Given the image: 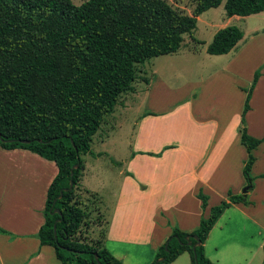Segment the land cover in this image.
<instances>
[{
    "label": "crops",
    "instance_id": "crops-1",
    "mask_svg": "<svg viewBox=\"0 0 264 264\" xmlns=\"http://www.w3.org/2000/svg\"><path fill=\"white\" fill-rule=\"evenodd\" d=\"M255 16L264 24V11ZM248 17H228L217 31L232 19ZM217 31L208 41L193 38L199 49L206 51ZM184 37L171 55L195 57L198 47L186 46ZM207 55L215 68L174 89L165 80L166 71L138 70V88L136 79L115 105L126 109L136 95L145 104L133 129L131 151L112 166L102 153L92 156L91 143L104 120L90 139V153L80 156L78 188L101 199L103 245L122 264H150L172 229L194 232L212 207L227 202L229 194L242 195L246 187L242 169L247 153L239 128L246 92L258 72L244 121L249 136L264 138V28L253 30L249 38L243 33L227 54ZM97 139L105 144V137ZM252 155L253 183L246 203L225 209L204 242L205 256L213 264H264V141ZM100 161L105 170L93 175L92 164ZM57 172L53 162L34 153L0 147V264H60L54 250L41 246L36 237ZM110 173L118 177L113 189ZM199 194L206 197L205 208ZM170 264H191L190 255L184 252Z\"/></svg>",
    "mask_w": 264,
    "mask_h": 264
},
{
    "label": "trees",
    "instance_id": "trees-1",
    "mask_svg": "<svg viewBox=\"0 0 264 264\" xmlns=\"http://www.w3.org/2000/svg\"><path fill=\"white\" fill-rule=\"evenodd\" d=\"M222 3L227 17L264 11V0H196L192 15L177 12L164 0H86L79 6L71 0H0V147L26 150L56 165L36 237L54 250L60 264H122L103 241L88 243L80 236L87 217L78 196L83 192L78 188L80 156L90 153L91 137L119 96L132 90L138 65L176 53L183 36L196 29L197 17ZM242 38L235 26L220 29L206 53L227 54ZM258 77L256 72L246 92L239 128L248 190L252 151L264 141L249 136L244 121ZM70 181L72 188L64 191ZM198 197L205 208L206 197ZM236 203H246L245 196L229 194L194 232L172 229L150 264H170L184 252L191 264H213L204 242L221 213ZM194 236L199 244L193 251Z\"/></svg>",
    "mask_w": 264,
    "mask_h": 264
},
{
    "label": "rangeland",
    "instance_id": "rangeland-1",
    "mask_svg": "<svg viewBox=\"0 0 264 264\" xmlns=\"http://www.w3.org/2000/svg\"><path fill=\"white\" fill-rule=\"evenodd\" d=\"M85 1L71 0L75 6L81 5ZM164 1L183 15H192L196 5V0ZM227 20L228 17L224 13L223 4L216 9L206 11L201 15L200 21L196 24V29L190 35H185L184 44L188 47L191 45L197 48L200 42L193 38L208 41L210 33L214 30L217 31L218 27L224 25ZM260 21H262L261 18L254 15L243 19H232L228 25L239 28L245 34L246 38H249L253 30L264 28V24ZM207 56L205 48L202 46V49L198 47L195 57H186V55L184 56L182 54L162 56L157 59L154 58L145 61L137 67V70L145 69V71L150 72L156 69L160 72L166 71L165 80L168 82V86L174 89L185 86L193 81L197 82L202 79L200 78L202 76L206 77L215 68V61L207 60ZM139 79L142 78L137 77V83L134 86L136 89L138 88L137 84L141 82ZM134 87L133 90H136ZM142 103V100L136 95L134 101L130 103V105L132 104L130 107L123 109L121 104L115 106L113 114L105 119L102 127L93 137L91 143L92 156H95L97 153H102L104 159L112 166L115 165L116 161H119L117 159H122L124 155L131 151L130 144L132 135H134L133 129H135L138 118L142 115L144 109H146L144 107L145 104L142 106ZM97 136L105 137V144H99ZM103 164V161L97 164L95 163V165L92 164V169L94 170L93 175L105 170ZM109 177L111 178L110 182H113L110 184V189H113L118 177L115 173H110ZM78 196L87 214L85 223L80 229L81 238L88 243H95L96 241L102 242L106 219L100 212L101 199L96 195L93 196L83 192L78 193Z\"/></svg>",
    "mask_w": 264,
    "mask_h": 264
},
{
    "label": "water",
    "instance_id": "water-1",
    "mask_svg": "<svg viewBox=\"0 0 264 264\" xmlns=\"http://www.w3.org/2000/svg\"><path fill=\"white\" fill-rule=\"evenodd\" d=\"M22 143H24V144H26V143H28L27 141H22ZM77 166H73V168L72 169H75ZM72 171H71V173H70V175L72 176ZM72 188V182L70 181L69 182V187L67 188V189H64V191H68V190H70ZM248 191V187H245L243 190H242V194L245 196L246 195V192ZM61 197H62V192L60 193V195L58 196V198L57 199H61ZM56 201V200H55ZM54 201V202H55ZM55 213H59V211L56 209L55 211H54ZM53 230H54V233H55V226L53 227ZM185 240H187V244L190 246L191 245V243H190V241H189V238L188 237H186V239ZM194 240H196L197 241V243L195 244V245H193L192 246V250L194 251V249H195V247L199 244V242H198V238L196 237V236H194ZM163 261V259H158L157 260V262H162Z\"/></svg>",
    "mask_w": 264,
    "mask_h": 264
}]
</instances>
